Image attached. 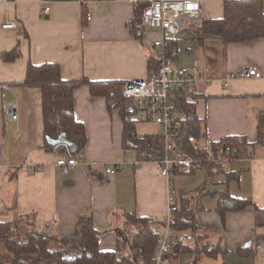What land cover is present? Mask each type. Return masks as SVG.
Segmentation results:
<instances>
[{
  "label": "crops",
  "instance_id": "obj_1",
  "mask_svg": "<svg viewBox=\"0 0 264 264\" xmlns=\"http://www.w3.org/2000/svg\"><path fill=\"white\" fill-rule=\"evenodd\" d=\"M198 1L199 20L182 19L170 41L176 44L174 64L190 67L197 62L204 76L194 94L187 96L203 121V143L227 136H244L255 143L258 117L264 114V39L227 44L217 36H199L194 27L221 18L225 0ZM43 3L50 7L45 19L39 16ZM5 22H14L16 28L2 30ZM130 26L135 27L133 7L127 0H111L106 6L83 5L78 0H0V222L31 219L35 232L62 239L75 233L80 217L91 215L101 233L99 248L106 252L117 249L116 233L122 230L124 213L158 220L165 216L167 181L160 175L159 161H141L135 151L123 149V118L118 109L108 108L105 98L91 96L87 86L74 90V116L85 127L87 143L82 158L76 155L79 164L63 175L55 161L65 154L44 149L40 89L17 85L24 80L28 64L43 63L58 64L61 78L69 82L145 79L148 58L154 55L151 42L160 34L142 31L137 40ZM18 43L21 57L3 62L1 54ZM241 68H255L261 78L230 79ZM9 104L16 107L17 123L5 117ZM249 153L250 157L228 165V172L235 173L228 190L264 209V142ZM134 161L140 164L132 168L129 162ZM119 163L126 164L123 170L106 173L107 167ZM223 181L214 182L218 186L210 190L205 179L203 186L182 192L203 230L198 238L180 231L192 236L182 242L190 249L170 264H264V227L255 225V214L229 212L223 223L215 212L218 196L213 191L223 189ZM180 196L176 195L177 203ZM203 245L218 247L217 254L192 251ZM223 249L228 252L222 254ZM34 262L56 264L38 258Z\"/></svg>",
  "mask_w": 264,
  "mask_h": 264
},
{
  "label": "trees",
  "instance_id": "obj_2",
  "mask_svg": "<svg viewBox=\"0 0 264 264\" xmlns=\"http://www.w3.org/2000/svg\"><path fill=\"white\" fill-rule=\"evenodd\" d=\"M82 25L87 23V11H82ZM199 36L213 35L220 37L227 44L247 43L264 39V1L262 0H225L223 16L219 19L204 20L194 27ZM134 39L139 40L142 30L130 26ZM170 56L176 54V44L170 41ZM21 57L19 43L10 51L3 52L1 59L10 63ZM158 60L155 55L147 61L148 74L156 71ZM123 81L95 82L89 79L69 82L61 78L60 67L55 63L40 65L28 64L24 80L17 84L23 87H36L41 91L43 135L46 151L65 154L70 157L81 154L87 143L84 125L74 116L73 92L80 86H87L91 96L105 98L108 108L119 110L123 118L122 147L133 150L141 161H161L163 158V140L160 135H146L139 138L136 134V120L127 114L132 102L125 99L120 88ZM178 104L187 115L176 126L171 155L178 163L172 167V175H193L202 171L206 183L216 174L225 175L223 189L213 191L218 200L215 208L224 223L229 212L250 210L255 214V225L264 227V209L255 205L251 199L238 198L228 190V184L234 180V172L208 160V150L200 145L205 138L203 121L195 112V103L180 97ZM257 141L248 143L244 136H227L210 142L211 148L220 145L236 149L237 154L229 156L230 164L244 156L250 157L249 150L264 142V114L258 117ZM60 136L65 140L60 141ZM53 141L48 143L47 141ZM172 176V178H173ZM206 194H212L211 192ZM178 200L176 214L179 231H189L192 236L200 237V228L195 218V211L186 204L183 193ZM187 199V198H186ZM188 201V200H187ZM181 204V205H180ZM124 225L117 232V249L103 252L99 248L101 233L93 226L91 215L79 218L75 233L66 238L56 239L37 233L31 219L17 218L14 222H0V264H35L34 258L43 261H55L56 264H153L152 254L157 236L152 233L156 225L163 220L140 217L134 213H124ZM199 234V235H198ZM264 241V239H263ZM250 247V246H249ZM203 245L192 251L205 252L209 256L217 254L218 247L207 249ZM190 247L179 244L168 254L170 261L178 254L185 253ZM246 252L249 248H242ZM239 248V250H242ZM223 253H227L223 249ZM238 251V249H237Z\"/></svg>",
  "mask_w": 264,
  "mask_h": 264
},
{
  "label": "built area",
  "instance_id": "obj_3",
  "mask_svg": "<svg viewBox=\"0 0 264 264\" xmlns=\"http://www.w3.org/2000/svg\"><path fill=\"white\" fill-rule=\"evenodd\" d=\"M12 0H7V2ZM83 5H108L111 0H78ZM133 7V23L142 31H156L160 38L154 39L152 47L158 60L156 71H151L145 79L123 82L120 88L121 95L132 102L127 114L137 122H153L158 135L163 140V158L159 161L160 175L167 181L166 213L163 223L156 225L152 233L157 236L152 254L153 264H170L168 254L182 242L192 240L190 234H183L177 230L176 214L178 212L175 191L170 188L172 181V167L178 162L173 159V140L176 136V126L186 119L187 115L178 104L180 97L194 94L198 82L204 80L197 62L190 67H180L174 64L173 57L168 53L170 39L180 28L181 20L196 22L200 16L198 0H127ZM39 16L45 19L50 12L48 3H43ZM16 28L14 22H5L1 29L8 31ZM261 74L255 68H241L230 75V79H260ZM5 117L7 121L17 123L18 116L15 105H6ZM200 145L208 150V160L222 167L230 164L229 156L237 154L236 149L226 145L211 148L209 142ZM82 158L81 154L77 155ZM76 156L63 155L55 161L63 175H67L71 168L78 165ZM139 161L129 162L134 168ZM125 163L107 167V174H115L125 168ZM40 169L38 168L37 171ZM260 249V246L257 247ZM126 264V263H123Z\"/></svg>",
  "mask_w": 264,
  "mask_h": 264
},
{
  "label": "rangeland",
  "instance_id": "obj_4",
  "mask_svg": "<svg viewBox=\"0 0 264 264\" xmlns=\"http://www.w3.org/2000/svg\"><path fill=\"white\" fill-rule=\"evenodd\" d=\"M136 133L138 136H144L147 134L155 135L158 133V130H157L156 125L153 122H138L136 124ZM193 175L173 176L172 187H174V190L176 191L177 196H179L180 193L182 192H185V191L188 192V191L194 190L200 184L203 186L204 181H205L204 174L201 171H197ZM211 180L208 182V184H209V189L213 190V189H216L218 186V185L216 186L214 182H222L224 180V175L216 174L211 178ZM205 201H206L205 204H209L211 202L210 198H206Z\"/></svg>",
  "mask_w": 264,
  "mask_h": 264
},
{
  "label": "water",
  "instance_id": "obj_5",
  "mask_svg": "<svg viewBox=\"0 0 264 264\" xmlns=\"http://www.w3.org/2000/svg\"><path fill=\"white\" fill-rule=\"evenodd\" d=\"M49 143H53V141H50V140H49Z\"/></svg>",
  "mask_w": 264,
  "mask_h": 264
}]
</instances>
